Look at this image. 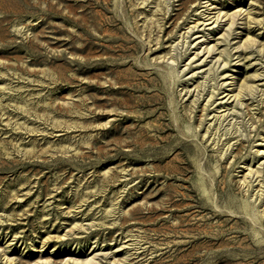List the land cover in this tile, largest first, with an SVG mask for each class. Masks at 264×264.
<instances>
[{"label": "rangeland", "instance_id": "rangeland-1", "mask_svg": "<svg viewBox=\"0 0 264 264\" xmlns=\"http://www.w3.org/2000/svg\"><path fill=\"white\" fill-rule=\"evenodd\" d=\"M199 1L0 0V264H264V0H209L257 84L222 121Z\"/></svg>", "mask_w": 264, "mask_h": 264}, {"label": "bare ground", "instance_id": "bare-ground-1", "mask_svg": "<svg viewBox=\"0 0 264 264\" xmlns=\"http://www.w3.org/2000/svg\"><path fill=\"white\" fill-rule=\"evenodd\" d=\"M196 10H198V16L192 21V23L187 26V28L183 32L184 36L186 37H189L192 33H195L191 44V46L195 48V51L189 58L186 66L187 68L190 67L191 62L196 60H198L197 63H199V65H205L208 63L207 67L201 71V75L205 81H207L206 79H211L213 80V82L211 84V89L208 91L207 97H205L206 101L204 105L206 108H208L210 105L216 104L217 106L216 108L213 107L214 113H212V116L210 118L213 121H222L227 119L228 116L233 115L237 108H239L240 106L242 107L243 103L245 104L244 99H246L249 95L251 96L252 93H255V90L257 89V84L251 82L245 85H240L239 83V85H236V76L225 71L226 65L232 60V58L240 56V53L236 54V52H239L240 50L247 51L248 45H245V41L241 40V42L237 40V38L239 37L238 33L240 32L236 31L237 29L235 26L236 24H238L239 19L244 23L245 26L247 22L242 20V16L239 15L240 12L223 11L220 7H218V5L216 6V4H213L212 1L209 2V0L199 1ZM214 31L219 32V35L215 37V40L212 43L209 35ZM235 54L236 56H234ZM248 55H246V57ZM237 60L242 59L238 58ZM194 73L195 72H193V74ZM189 92H191V90L187 91V93ZM218 94L219 96H217ZM216 96L217 99L215 98ZM217 108H221L219 112H216ZM234 116L236 115L234 114ZM262 162H260L258 165H261ZM253 171L255 172L258 170L256 168L254 170L252 168L247 169V173H251ZM136 256L138 257V255ZM96 257L97 254L93 253L89 258L86 259V261H84L87 263H91L95 261ZM97 264L99 263L97 262Z\"/></svg>", "mask_w": 264, "mask_h": 264}]
</instances>
